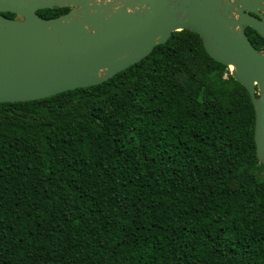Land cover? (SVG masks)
Segmentation results:
<instances>
[{
    "label": "trees",
    "instance_id": "16d2710c",
    "mask_svg": "<svg viewBox=\"0 0 264 264\" xmlns=\"http://www.w3.org/2000/svg\"><path fill=\"white\" fill-rule=\"evenodd\" d=\"M254 128L187 29L101 84L0 103V264H264Z\"/></svg>",
    "mask_w": 264,
    "mask_h": 264
},
{
    "label": "water",
    "instance_id": "95a60500",
    "mask_svg": "<svg viewBox=\"0 0 264 264\" xmlns=\"http://www.w3.org/2000/svg\"><path fill=\"white\" fill-rule=\"evenodd\" d=\"M63 7L70 10L57 18L36 14ZM263 14L264 0H0V103L101 84L187 29L247 90L264 162V53L245 33L264 39Z\"/></svg>",
    "mask_w": 264,
    "mask_h": 264
},
{
    "label": "rangeland",
    "instance_id": "374dc122",
    "mask_svg": "<svg viewBox=\"0 0 264 264\" xmlns=\"http://www.w3.org/2000/svg\"><path fill=\"white\" fill-rule=\"evenodd\" d=\"M231 68L233 69V67H229V70H230V71L232 70Z\"/></svg>",
    "mask_w": 264,
    "mask_h": 264
},
{
    "label": "flooded vegetation",
    "instance_id": "af4514ba",
    "mask_svg": "<svg viewBox=\"0 0 264 264\" xmlns=\"http://www.w3.org/2000/svg\"><path fill=\"white\" fill-rule=\"evenodd\" d=\"M262 20H264V14H263Z\"/></svg>",
    "mask_w": 264,
    "mask_h": 264
},
{
    "label": "bare ground",
    "instance_id": "6f19581e",
    "mask_svg": "<svg viewBox=\"0 0 264 264\" xmlns=\"http://www.w3.org/2000/svg\"><path fill=\"white\" fill-rule=\"evenodd\" d=\"M232 69V68H231Z\"/></svg>",
    "mask_w": 264,
    "mask_h": 264
}]
</instances>
